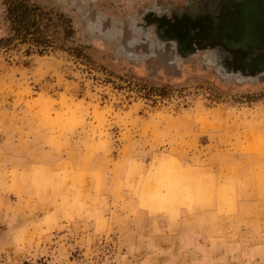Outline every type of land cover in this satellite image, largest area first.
<instances>
[{"label":"rangeland","instance_id":"374dc122","mask_svg":"<svg viewBox=\"0 0 264 264\" xmlns=\"http://www.w3.org/2000/svg\"><path fill=\"white\" fill-rule=\"evenodd\" d=\"M239 1L0 0V264H264V47L150 20Z\"/></svg>","mask_w":264,"mask_h":264},{"label":"bare ground","instance_id":"6f19581e","mask_svg":"<svg viewBox=\"0 0 264 264\" xmlns=\"http://www.w3.org/2000/svg\"><path fill=\"white\" fill-rule=\"evenodd\" d=\"M152 14V13H151ZM150 20H154L156 21L160 26H162V28L164 29L165 32L168 31H173L174 34L176 35H181V33L184 30H188V27H193L191 19H190V15H172L170 16H166L163 14L162 17H156V16H150ZM198 22V24L200 25V32L199 33V38L200 39H204L203 41L200 40L198 43H196V47L197 48H203V49H207L208 46H210V44H222V47L226 49H229V51L233 54L235 53L234 51H232V48L234 50V48L236 47L237 50H235L236 52L238 51V46L239 49L242 50V45H246L248 47V52L251 55V51L253 50V47L255 46H263L264 47V30L258 31L256 34L254 35H248V33H246L245 27H246V22L243 19H239L236 20L237 26H233L232 27L238 31L237 32V44L232 42L234 40V34L235 32L231 31L228 32V34L223 33V32H216L214 33V36H210L212 34L211 29L208 30V24L205 21V18H197L196 20ZM205 21V22H204ZM240 21V22H238ZM261 22H264V20H262ZM261 22L259 21V26H261ZM240 23V25H239ZM244 23V25L242 24ZM245 26V27H244ZM258 26V25H257ZM258 26V27H259ZM195 27V24H194ZM242 31L238 34V32L241 30ZM261 28V27H260ZM240 37V41L238 43V38ZM236 45V46H235ZM248 53V54H249ZM153 190V189H152Z\"/></svg>","mask_w":264,"mask_h":264},{"label":"crops","instance_id":"0c3cea01","mask_svg":"<svg viewBox=\"0 0 264 264\" xmlns=\"http://www.w3.org/2000/svg\"><path fill=\"white\" fill-rule=\"evenodd\" d=\"M247 1L248 2H255L256 6L262 2V0H240L238 3L235 2V5H238L239 10L242 13L241 17L245 16V11H243V8H244L243 4H244V2H247ZM200 5H202V4H200ZM230 8L231 7H227V11L219 9L218 12H216V14H214L215 12L212 14L214 16H216V15L219 16V15H223L224 14V20H226V25H225L224 28H226V30H229V29L233 30L234 28L232 27V25L233 26H237L236 25V23H237L236 20H239V19H235V17L232 16V13H231L232 11L231 10H233V9H230ZM200 11L201 12H197L198 14L195 16V18L192 19L193 21L191 20L192 25H193V27H191V28H194L196 31H198L200 29V25L198 24V22L196 20H197V18L200 19L201 17H203V18H205V21L208 24V27H207L208 30L211 29L210 32L215 31V28H216L215 18L213 16H210L208 13H205L206 11H204V10H200ZM238 22H240V21H238ZM250 22H253V19ZM194 24H195V27H194ZM242 24L244 25V23H242ZM239 25H240V23H239ZM240 31H242V28H241Z\"/></svg>","mask_w":264,"mask_h":264},{"label":"trees","instance_id":"16d2710c","mask_svg":"<svg viewBox=\"0 0 264 264\" xmlns=\"http://www.w3.org/2000/svg\"><path fill=\"white\" fill-rule=\"evenodd\" d=\"M21 7V5H20ZM23 7V6H22ZM27 9L24 8V10H21L20 13L16 14V16H14V19H16V24L17 25H21L24 21L27 20L28 18V13H27ZM197 32V31H196ZM195 32V33H196ZM193 34L192 35V39L195 38V47H196V43H198L200 40H204V39H200V38H197V36H195L196 34ZM22 38H25V35L21 36ZM183 41V39L181 40V42ZM37 45V44H36ZM197 48V47H196ZM24 264H32V263H29V262H24Z\"/></svg>","mask_w":264,"mask_h":264},{"label":"water","instance_id":"95a60500","mask_svg":"<svg viewBox=\"0 0 264 264\" xmlns=\"http://www.w3.org/2000/svg\"><path fill=\"white\" fill-rule=\"evenodd\" d=\"M199 30H200V29H199ZM199 30L195 33V34H196L195 36H197V38H199V36H198V35H199L198 32H200ZM214 33H216V32L213 31L212 34H211L210 36H212V35L214 36ZM223 33H225V31H224ZM234 37H235V38H234V40H233L232 42L234 43V41H235V43L237 44V34H236V36H234ZM238 37H239V36H238ZM239 41H240V37L238 38V43H239Z\"/></svg>","mask_w":264,"mask_h":264}]
</instances>
